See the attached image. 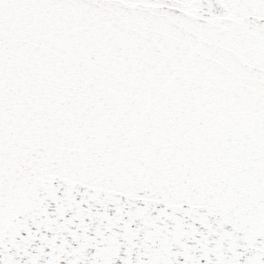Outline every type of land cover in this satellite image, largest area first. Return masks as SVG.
<instances>
[{
	"label": "snow or ice",
	"instance_id": "1",
	"mask_svg": "<svg viewBox=\"0 0 264 264\" xmlns=\"http://www.w3.org/2000/svg\"><path fill=\"white\" fill-rule=\"evenodd\" d=\"M0 264H264V0H0Z\"/></svg>",
	"mask_w": 264,
	"mask_h": 264
}]
</instances>
